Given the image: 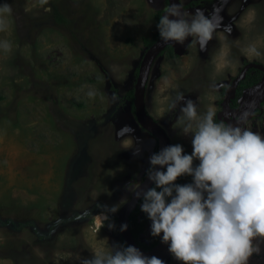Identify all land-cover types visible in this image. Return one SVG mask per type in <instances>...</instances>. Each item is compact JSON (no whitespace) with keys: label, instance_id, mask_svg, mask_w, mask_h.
I'll list each match as a JSON object with an SVG mask.
<instances>
[{"label":"rangeland","instance_id":"obj_1","mask_svg":"<svg viewBox=\"0 0 264 264\" xmlns=\"http://www.w3.org/2000/svg\"><path fill=\"white\" fill-rule=\"evenodd\" d=\"M50 1L64 20L58 22L44 0H0L11 7L0 40L12 45L0 50V264H80L97 249L120 245L116 221L109 216L101 227L97 215L102 207L121 209L130 184L158 152L153 139L138 146L136 123L129 112H118L117 103L133 87L144 40L158 33L155 3L161 0ZM236 26L234 45L220 47L212 69L191 52L167 61L162 80L149 89L147 111L187 153L191 138L174 127L179 109L169 110L170 102L179 91L200 113L209 106L218 110L219 73L235 74L239 66L232 55L240 47L253 59L245 54L249 45L264 51V4ZM82 85L97 89L94 100ZM124 125L134 130L131 143L116 137ZM248 127L264 135V119ZM261 248L249 264H264ZM171 264L180 262L173 258Z\"/></svg>","mask_w":264,"mask_h":264},{"label":"clouds","instance_id":"obj_2","mask_svg":"<svg viewBox=\"0 0 264 264\" xmlns=\"http://www.w3.org/2000/svg\"><path fill=\"white\" fill-rule=\"evenodd\" d=\"M219 11L214 8L209 16L200 9L185 11L184 0L170 2L156 24L160 40L183 45L191 38L188 47L204 51L220 27ZM10 13V5L0 3V31L6 29L3 17ZM11 47L9 41L0 40V50L7 52ZM245 54L261 56L255 45H249ZM80 91L90 101L97 96L92 85H82ZM117 99L113 94L111 101ZM177 108L174 127L191 138V153L179 143L163 147L149 157L146 176L154 186L146 191H138L139 184L129 186L142 198L140 207L151 222L150 235L160 238L180 264H249L264 244V135L247 126V113L235 123L217 121L214 106L200 113L197 103L179 91L169 104V110ZM133 131L124 125L116 130V137H127L123 141L131 143ZM184 176L191 177V182L176 183ZM118 209V205L112 206L97 215L101 227L109 221L107 213ZM127 227L122 224L120 231ZM108 228L113 230L115 224L108 223ZM80 264L164 261L144 255L135 246L107 245L90 258H82Z\"/></svg>","mask_w":264,"mask_h":264},{"label":"flooded vegetation","instance_id":"obj_3","mask_svg":"<svg viewBox=\"0 0 264 264\" xmlns=\"http://www.w3.org/2000/svg\"><path fill=\"white\" fill-rule=\"evenodd\" d=\"M169 1L168 0H161V2H156L155 5L157 6V14H156V19L157 15L160 13L161 16L165 12L166 7L168 6ZM264 4V0H186L184 3V10L188 12H194L196 9L203 10L205 15H212L214 8L220 9L219 11V16L222 17V21L220 23V27L218 28L219 34L215 33L214 38L209 42L207 45L206 50L204 51H199L198 47L192 48V47H187L186 50L182 55L177 54L175 47L172 45H167L165 49H163L153 60V64L151 66V71L147 83V89H146V110H147V105H148V93L149 89L151 87V84L153 85V88H156L158 79L162 80V75L165 74L163 70V65L167 61H178L180 58L186 56L187 54L194 52L197 55V60H200L204 63V65H208L211 69L216 66L215 64L216 60H218V53L220 50V47L226 43L227 45H234V36L237 33L236 31V25L238 23V20L241 19L245 14L250 12L252 9L257 8L259 5ZM158 20V19H157ZM231 28V31H227V27ZM159 35L158 33H155L153 37L149 40L153 41L155 40V37ZM223 35V36H221ZM158 41H160V38L156 39L154 43L150 46L147 47L145 45L144 47V52H143V57L140 61L139 66L135 70L134 73V82H133V87L129 90H127L126 94L122 97V99H119L120 101L117 103V105H120V108H118V112L123 114L124 113H130L131 117L134 119L136 126L133 123H130L131 125H134L136 133H135V138L138 140V146L139 144H143L144 146H147L150 142L151 139H153L158 146V140L157 138L149 133L147 130H145L138 122L137 117H136V112H135V107H134V93H135V85L137 82V78L139 76V71L141 69L142 62L147 55L148 50L156 44ZM182 50V49H180ZM243 49L239 47L238 49V54L232 55L230 60L233 61L238 59L239 66L236 69L235 74L230 73V71L227 72V70H223L222 72L219 73V79L220 81L215 84V94L216 97H218L216 101V105L218 106V110L216 111V119L217 121L224 120L225 122L231 121L233 119V113L240 109V102L242 100L243 94L246 90L253 89L257 85L261 83V81L264 79V51L261 52V56L258 58H253V59H248L246 55H243L242 53ZM236 55V56H235ZM238 55V56H237ZM231 56V55H230ZM168 63V62H167ZM220 70V69H218ZM199 71V70H198ZM243 75V76H242ZM223 76V78L221 77ZM204 76L202 79L198 81V83L202 84L204 83L205 79L203 80ZM237 79L239 81L237 82ZM155 87H154V83ZM206 85V84H205ZM233 89H235V92H233ZM132 92V99L129 96V93ZM199 94V93H198ZM228 94H230L228 96ZM233 94V95H232ZM232 95V96H231ZM200 96V95H199ZM195 98H198L197 95ZM195 102V101H194ZM226 105V106H225ZM124 107V108H123ZM264 101L259 103V107L255 109L254 111V116L250 118L247 122V126H249L253 121L255 120H260L264 119ZM179 109V108H178ZM225 109V111H224ZM148 112V111H147ZM222 114L221 119L219 118V114ZM149 114V112H148ZM150 115V114H149ZM127 116V115H125ZM151 116V115H150ZM218 116V118H217ZM155 121L160 124V126L164 129L166 134L169 136L168 131L166 130L165 126L162 125L156 117L152 116ZM128 121L129 118H128ZM131 122V121H130ZM226 122V123H227ZM134 136V135H133ZM170 137V136H169ZM159 149V148H158ZM148 170V169H147ZM143 173L140 177H138L137 180L134 181L133 184H139L142 185L145 179L147 178L146 172ZM191 182V178L188 181V183ZM132 185V183L130 184ZM154 186V185H153ZM152 186V187H153ZM130 188V187H129ZM134 192L130 189V196L127 200L126 203L132 200ZM141 203H142V198H140L138 202L137 208L131 213V216H133L134 212L138 209H141ZM124 204V205H125ZM123 205V206H124ZM122 206V207H123ZM121 207V209H122ZM99 208V207H98ZM102 209H105V207H102ZM120 209V210H121ZM119 210V211H120ZM118 211V213H119ZM109 216L116 221L118 224V218L113 217L110 213L108 212ZM115 214V213H114ZM150 220L146 217V215L141 211L137 212V217H136V224L137 226V231H138V237L137 239L135 238L131 227V233L134 237V240L136 241L137 245L144 249L145 251H151L154 247H156L159 243V238L157 244H155L152 248L150 249H145L142 245L145 247H150L154 241L155 238H153L150 235V231L148 233V228L150 224ZM129 225H130V220H129ZM119 230V228H118ZM120 233V232H119ZM146 235V237H144ZM122 241L124 239L122 238L120 234V245H122ZM125 243V241H124ZM126 244V243H125ZM127 246V245H126ZM173 261V257H171V261L169 264H171Z\"/></svg>","mask_w":264,"mask_h":264},{"label":"water","instance_id":"obj_4","mask_svg":"<svg viewBox=\"0 0 264 264\" xmlns=\"http://www.w3.org/2000/svg\"><path fill=\"white\" fill-rule=\"evenodd\" d=\"M169 3L173 2L175 3L176 0H168ZM164 14V13H163ZM191 38L189 40L185 41V44H172L168 43L165 44L161 40L158 41L156 44H154L147 52V55L145 56L141 69L139 71V76L137 78V82L135 85V93H134V107L136 112V117L139 122V124L147 130L149 133L154 135L158 140V151H160L163 147L172 144L170 138L164 131V129L158 124L155 119L150 116L146 110V89H147V83L151 71V66L153 64V60L155 57L163 50L167 45H172L175 47L176 53L182 55L186 48L188 47V43L190 42ZM182 49V50H180ZM243 76V75H242ZM239 79H237V82ZM233 92H235V89H233ZM230 94H228L229 96ZM233 95V94H232ZM231 95V96H232ZM264 101V79L261 81L259 85L254 87L253 89L246 90L243 94L242 100L240 102L241 106L240 109L236 110L233 113V119L227 123H235L237 119L240 117L242 113H247V122L250 118L254 116V111L256 108L259 107V103ZM226 106V105H225ZM225 111V109H224ZM222 114H219V118L221 119ZM153 186L152 182L148 180V178L145 179L142 185H140V188L138 191H146L147 189L151 188ZM140 198L137 197L136 193L134 192L132 200L126 203L122 209L119 211L118 214H111L113 217L118 218V228L119 232L124 239L126 245L135 246L138 248L144 255L146 256H156L164 261V264H169L171 261L172 255L168 252L167 245L163 244L159 238V243L156 247H154L151 251H145L144 249L140 248L136 241L134 240V237L130 230L129 220L131 213L137 208L138 202ZM122 224H127V230L121 232L120 226Z\"/></svg>","mask_w":264,"mask_h":264},{"label":"trees","instance_id":"obj_5","mask_svg":"<svg viewBox=\"0 0 264 264\" xmlns=\"http://www.w3.org/2000/svg\"><path fill=\"white\" fill-rule=\"evenodd\" d=\"M44 2H45V4H47L48 6H50V8L53 9V12L56 14L55 18H57L58 22H60V20H64L63 15H62L61 12H60V9H58V7L56 6V3H55L54 1L44 0ZM160 17H161V14L159 13V14L157 15V19L159 20ZM53 19H54V17H53ZM57 20H56V21H57ZM158 38H160L159 35H157V36L155 37V40H153V41H151V40H149V39H145V40H144V41H145V45H146L147 47H150V46L154 43V41H156V39H158ZM129 96H130V98L132 99V92L129 93ZM181 180H182V177H179V178L177 179L176 183L181 184ZM137 212H141V209L136 210V211L134 212L133 216H131V219H130V227H131V230H132V232H133V234H134V236H135L136 239H137V237H138V231H137V230H138V229H137L138 224H136ZM157 242H158V238H155L154 243H153L150 247H145L144 245H142V246H143L145 249H150V248H152L155 244H157ZM122 245L126 246V244L124 243V241H122Z\"/></svg>","mask_w":264,"mask_h":264},{"label":"bare ground","instance_id":"obj_6","mask_svg":"<svg viewBox=\"0 0 264 264\" xmlns=\"http://www.w3.org/2000/svg\"><path fill=\"white\" fill-rule=\"evenodd\" d=\"M98 224H99V222H98Z\"/></svg>","mask_w":264,"mask_h":264}]
</instances>
